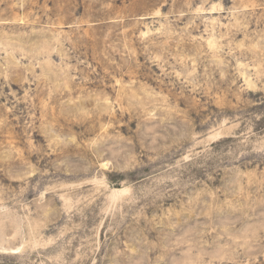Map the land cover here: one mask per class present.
Masks as SVG:
<instances>
[{
  "label": "rangeland",
  "instance_id": "1",
  "mask_svg": "<svg viewBox=\"0 0 264 264\" xmlns=\"http://www.w3.org/2000/svg\"><path fill=\"white\" fill-rule=\"evenodd\" d=\"M0 264H264V0H0Z\"/></svg>",
  "mask_w": 264,
  "mask_h": 264
}]
</instances>
